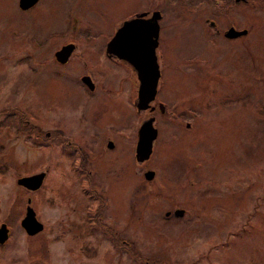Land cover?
<instances>
[{"label":"rangeland","instance_id":"374dc122","mask_svg":"<svg viewBox=\"0 0 264 264\" xmlns=\"http://www.w3.org/2000/svg\"><path fill=\"white\" fill-rule=\"evenodd\" d=\"M77 1L62 8L58 0H40L19 13L15 0H0V223L9 230L0 264H264V0H165L156 96L167 109L151 112L156 141L140 165L133 156L139 116L126 88L100 86L97 98L85 100L78 74L98 73L102 62L76 54L63 65L39 64L41 51L28 38L64 32L68 9L107 35L144 0ZM207 15L220 29L247 31L226 39L211 31ZM61 39L49 41L56 47ZM17 108L60 137L34 139ZM76 126L98 128V151L89 148L81 159L97 164L87 167L90 176L63 141L69 133L70 142L88 147L72 134ZM145 169L153 171L150 180ZM42 170L35 191L15 182ZM26 199L42 223L34 235L19 226ZM174 209L183 212L173 216Z\"/></svg>","mask_w":264,"mask_h":264},{"label":"flooded vegetation","instance_id":"af4514ba","mask_svg":"<svg viewBox=\"0 0 264 264\" xmlns=\"http://www.w3.org/2000/svg\"><path fill=\"white\" fill-rule=\"evenodd\" d=\"M171 1H173V0H171ZM186 1L187 0H179V3L186 6L187 5ZM199 1H201V0H196L195 4L197 6L200 5ZM248 1H251V2L255 1L256 2L259 0H232V2L240 3V4H241V2L243 3V2H248ZM58 2H59V4H57L58 6L65 8L66 4H68V5L69 4H75L78 1L77 0H58ZM224 2H226L227 4L229 3L228 0H224ZM13 3H14V1H13ZM39 3H40V0H34V1H31V0H15L14 6L19 11V13H25V12H29V11L33 10L34 8H36ZM89 9L98 12V7H96V8L89 7ZM165 9H166L165 0H144L142 2L141 9H138V10L133 9V10H131V12L119 17L116 20L115 24L113 25V28H112L110 34H107V35H101V34H98V32L90 31L89 28H91V25H89L88 21L85 19L75 18L74 16H76V14L74 13V11H72L71 9H68L66 14H65V18H64V22H63L64 32L62 31L61 33L60 32L57 33L55 31H51V32H48L45 36H43L42 37L43 39L39 40L38 38H36L34 36H30L28 39L31 42H34V44L37 45L38 50L42 52V53L41 52L37 53L40 56H42V60H36V62H38L39 64L48 65L49 63H51V64L55 63L57 65H63L69 60L70 57H72L76 54L77 55H89L90 57H92V59L97 58L98 61H101L102 64H104V65L98 64V73L95 71L93 73L89 70V71H85V72L78 74L77 78H78L79 86L81 89V94L85 100H89L90 98L94 97L96 94H97L96 98L98 97V94L100 92V90H99L100 86L104 89V87L108 88L110 86V84L113 83V85L118 87L121 91H124V87H125L126 91H127V95L131 101L130 105H131L133 111L137 114V116H139V120L137 122V125L135 126L134 131H133V134H134L133 135V144H134L135 139H136L137 126L139 125V123L142 120H144L148 117L153 118L152 125L156 129V135H157L156 122L154 120V117L151 115V112L153 109L156 108L159 110L160 113H162V112L166 113L167 106L164 105L166 103L163 102L161 99H159L156 96L157 85H158V81L160 78V68L158 65L159 74H158L157 83H156V87H155V93L153 95V98L150 101H148L147 106L144 109L137 111L135 108V101L137 98V84H138V82H137L135 72L126 62L122 61L121 59H118L115 55L106 52L105 47H106V43L108 42V40L113 36L115 30L124 21H126L130 18H133L137 15H140V18L146 19V18H149L150 14L153 11H157L159 17L156 20L157 25H158V32H157V44H156V48H155V54H156V59H157V64H158L159 54L157 53V47H158V34L160 31V25L158 23L162 20L163 13L166 12ZM175 15H177V14H175ZM203 19L205 20L207 25H209V27L212 28L211 31L214 34H221L222 33V35H224V31L228 27H230L231 25L236 29L245 28V32H243V34L233 35L232 37L224 35L226 37V39H232V38H236L239 36L242 37L247 31L246 27H244V26L239 27V26H236L233 24H230V25L226 26L225 28L220 29L219 24H217V22H215V19L213 17H211L210 15L204 16ZM22 20L23 19H21L20 21H22ZM97 21H98V19H97ZM96 24L98 25V22ZM65 28H67L66 31H65ZM60 36H62V39L59 41V43L56 45V47H54L53 44H50V41H49L50 38L60 37ZM67 44H71V46H72L70 48V53L68 54V56L66 57V59L63 62H58L55 59V52ZM42 48H43V51H42ZM83 51L85 53H83ZM92 59H88V60H92ZM188 59L190 60L192 58H188ZM43 65H41V66H43ZM37 70H38V68H34V67H32L30 69V71L33 73ZM97 78H98V80H97ZM85 80H87V81H85ZM14 114H15V116L18 117V120H23L25 123L30 124L28 127L33 129L32 134H33L34 139H41V138L44 139L45 136L52 134V133H55L56 135L59 136L58 131L50 132L48 130H39L38 129L39 125L37 124L38 118L35 115H33L28 109L21 110V108L20 109L17 108L16 111L14 110ZM167 116L169 118L176 120V113L170 112L169 115H167ZM181 116H182V114L179 116V118ZM84 122H85V120L82 121L80 119H77L78 125L83 124L82 126H84ZM93 130L94 129L81 130L80 128L78 129V126H76L72 129V134L74 135L75 138H77V139L84 138V140L88 141V147L82 146L80 144L76 145L75 143L70 142V140L67 137L69 135V133L65 134L63 136V138H64L63 141H64L65 146L70 148L71 151H74L76 153L78 160H79V163L81 165L82 171L85 172L88 176L92 175V172L90 171V169L87 168L88 166L98 167L97 164H94V163L87 164V162H82V160L85 157H87V152H88L89 148L91 150L95 146V150L98 151V128H96L94 131ZM84 135H87V137H83ZM156 135H155V138L152 142V146H153L154 142L156 141ZM107 142H111V141L109 139H107L105 142L106 148L111 149L113 147V144L111 143L112 144L111 147H107ZM152 146H151V152H150L148 158L152 154ZM80 160H81V162H80ZM97 161H98V159H97ZM138 165H140V164H138ZM146 170H150V169L143 170L142 176ZM88 181H90V180L88 179ZM95 182H96V187L94 189V194H96V198L98 199V170H97V168H96ZM167 215H168V213H167ZM96 220H97V224H98V206H97V211H96Z\"/></svg>","mask_w":264,"mask_h":264},{"label":"water","instance_id":"95a60500","mask_svg":"<svg viewBox=\"0 0 264 264\" xmlns=\"http://www.w3.org/2000/svg\"><path fill=\"white\" fill-rule=\"evenodd\" d=\"M158 17V12L153 11L149 18L143 19L137 15L124 21L115 30L105 47L106 52L126 62L134 70L138 82L135 101L137 111L144 109L155 93L159 74L155 54L158 32L156 20ZM243 32H245V28L236 29L231 25L224 31V35L232 37L243 34ZM71 47V44H67L57 50L55 59L58 62H63L70 53ZM152 121L153 118L148 117L137 126L133 149L134 160L137 164L145 161L151 152L152 142L156 135ZM111 145V142H107V147H111ZM44 173V171H39L30 175L19 176L15 182L27 191H34L40 186ZM152 175L151 170H146L143 173L145 180H150ZM28 203L29 199H26L24 214L19 220V226L26 235H34L41 230L42 224L36 219L34 211ZM181 214V209L173 210V215L180 216ZM7 234V227L4 223H0V244L6 240Z\"/></svg>","mask_w":264,"mask_h":264},{"label":"trees","instance_id":"16d2710c","mask_svg":"<svg viewBox=\"0 0 264 264\" xmlns=\"http://www.w3.org/2000/svg\"><path fill=\"white\" fill-rule=\"evenodd\" d=\"M102 204H103V203L101 202L100 205L102 206ZM99 216H100V214H98V217H99ZM98 224H99V219H98ZM103 229H104L105 231H108L107 228H106V226H104V225H103ZM110 234H113V232L111 231ZM120 244H121L120 246H122V247H125V246H126L125 243L122 241V239L120 240ZM129 252H130V251H129ZM132 256L135 257V258H137V259H140V258L138 257V254H136V253H135V254H132ZM142 262H143V264H147V262H146L145 260H142Z\"/></svg>","mask_w":264,"mask_h":264}]
</instances>
